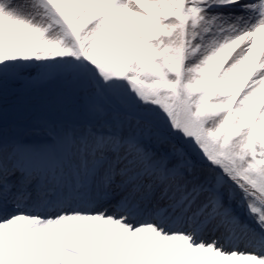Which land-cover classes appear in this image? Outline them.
I'll return each instance as SVG.
<instances>
[{
  "label": "snow or ice",
  "instance_id": "1",
  "mask_svg": "<svg viewBox=\"0 0 264 264\" xmlns=\"http://www.w3.org/2000/svg\"><path fill=\"white\" fill-rule=\"evenodd\" d=\"M0 264H264V0H0Z\"/></svg>",
  "mask_w": 264,
  "mask_h": 264
},
{
  "label": "rangeland",
  "instance_id": "2",
  "mask_svg": "<svg viewBox=\"0 0 264 264\" xmlns=\"http://www.w3.org/2000/svg\"><path fill=\"white\" fill-rule=\"evenodd\" d=\"M51 117L50 113L41 111L34 106L27 104H12L9 108V121L18 124L22 127L23 121L32 122V125H40V122L44 119ZM35 136H39L38 131H34Z\"/></svg>",
  "mask_w": 264,
  "mask_h": 264
},
{
  "label": "bare ground",
  "instance_id": "3",
  "mask_svg": "<svg viewBox=\"0 0 264 264\" xmlns=\"http://www.w3.org/2000/svg\"><path fill=\"white\" fill-rule=\"evenodd\" d=\"M22 128L31 129L33 135H35L34 131H38L40 137H42L43 134H44L43 131H42V129L39 127V125H37V124L32 125V122L31 121L30 122L23 121L22 122Z\"/></svg>",
  "mask_w": 264,
  "mask_h": 264
}]
</instances>
